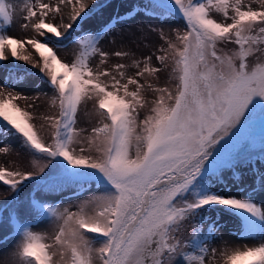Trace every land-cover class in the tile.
I'll list each match as a JSON object with an SVG mask.
<instances>
[{
  "label": "snow or ice",
  "instance_id": "1",
  "mask_svg": "<svg viewBox=\"0 0 264 264\" xmlns=\"http://www.w3.org/2000/svg\"><path fill=\"white\" fill-rule=\"evenodd\" d=\"M110 8V0H22L19 9L0 0V62L13 65L0 83V135L30 156L27 168L0 166L12 195V264H264V207L253 199L264 194V0H145L93 27ZM18 11L22 36L9 32ZM136 17L156 21L140 30L151 51L125 50L123 37L119 48L102 47ZM172 23L180 27L166 33ZM19 62L36 69L20 81L37 76L51 92L57 111L40 117L49 141L35 105L14 90ZM89 104L95 124L78 128ZM229 173L236 185L251 180L240 188L250 195L220 190ZM89 192L72 206L56 199ZM221 213L236 218L238 239L257 243L213 247Z\"/></svg>",
  "mask_w": 264,
  "mask_h": 264
},
{
  "label": "rangeland",
  "instance_id": "2",
  "mask_svg": "<svg viewBox=\"0 0 264 264\" xmlns=\"http://www.w3.org/2000/svg\"><path fill=\"white\" fill-rule=\"evenodd\" d=\"M7 2L14 4L17 7V9H19L22 0H12ZM100 2H103V0H100ZM144 2L145 0H110L111 8L108 11L103 12L101 15H98L93 20L92 22L93 27H97L109 21L111 15H115L118 13L123 14L126 11L130 10L133 5L135 4L143 5ZM21 16L22 13L18 11L14 18V23L9 29L10 34L15 36H22L25 34L20 29V25L23 23ZM155 23L156 21L150 20L149 18L146 17H136L128 20L126 23L118 24L116 26L115 31L113 32V35L115 36L117 43L115 45H112L111 44L112 36H107L102 41V47L105 50H109V51H111L114 47L119 48L121 37H123L125 50H127L128 48H133L135 49L138 55L141 52L151 51V48L145 47V45L148 44V41L143 39L140 30L143 27L146 32L147 26L149 24H155ZM178 27H180V25L177 23L164 25L166 33L169 28H178ZM172 38L174 39V37ZM149 40L152 43H155L157 46H159L160 43H163V41L159 40L156 34L150 35ZM72 55H73V47L71 45L60 51V56L65 60H70L72 58ZM116 59L117 58H112V61L110 62H115ZM12 68L13 65L11 63L0 62V83L4 82V77L8 75L9 70ZM25 70L31 72L36 71V69H32L29 65H26L24 62H19V66L15 68L17 83L14 86V90L18 92H22L24 95L29 97V101L27 103H33L35 105L33 109H29V110L32 111L36 116V119L34 120L36 129L46 141H49L50 129L47 128V125L42 119H40V117L43 115L54 114L57 111V108L51 104V99H50L51 92L44 84L40 82L37 76H29L23 81H20L19 78L24 75ZM166 79H167V75L162 74L159 83L163 85ZM169 87H172V85L170 84ZM152 95H153L152 93H146V97L148 99H151ZM19 104L22 107L26 106V102L23 100L19 101ZM85 111L88 112L92 111L91 104H89L86 109L84 108L81 109L80 113L78 114L77 127L90 130V128L95 124V119L90 116H86L84 114ZM42 124H45L44 128H41ZM86 134L87 133H85V135ZM1 145H4V147H8L10 151L5 153L3 164L0 166L7 167L9 169H14L17 167H24V168L28 167L30 156L28 155L27 152L23 150L19 140L14 139L12 137H4L3 135H0V146ZM225 179L227 180L229 187L228 188H224L223 186L220 187V190L224 194L236 195L240 198H245L247 195H250L249 192L240 190V188L244 187L245 185L251 187V180L248 177H244L240 185H236L232 181L230 173L226 175ZM229 188L231 189L230 191ZM30 189H31V185H29V187L26 188L24 192L20 194L21 199L25 197L26 193H28ZM70 195H71L70 193H66L62 198L57 197L56 199L57 200L63 199L64 205L72 206L77 203V200L84 199L86 198V196L91 195V192L85 193L84 196H79L76 198H68ZM253 199L254 202L259 204L261 207H264V202H262L264 201V194L257 192L253 197ZM11 201H12V195L11 193H9L7 186H4L2 183H0V209H3V223H0V264H12L13 262L12 253L15 251V244H16L15 238H9L7 239V242H5V237H8L12 231L9 223L10 216L12 213V209L11 207H9ZM72 210L75 209L73 208ZM205 215L215 217L216 212L215 211L207 212L205 213ZM21 219L22 220L30 219V217H21ZM236 222L237 221L235 217H230L228 216V214L221 213V223L224 226L220 229V237L213 242V247H216L217 249H221L224 247L225 243H227L229 247L243 248V246L245 245L252 246L253 244L257 243V241L253 239H238L235 228ZM47 228H48L47 224H42L40 225L39 228L35 230L43 231Z\"/></svg>",
  "mask_w": 264,
  "mask_h": 264
},
{
  "label": "bare ground",
  "instance_id": "3",
  "mask_svg": "<svg viewBox=\"0 0 264 264\" xmlns=\"http://www.w3.org/2000/svg\"><path fill=\"white\" fill-rule=\"evenodd\" d=\"M7 1H12V0H7ZM0 148H5V147H4V145H1ZM4 155H5L4 152H0V165L3 164V161H4Z\"/></svg>",
  "mask_w": 264,
  "mask_h": 264
}]
</instances>
